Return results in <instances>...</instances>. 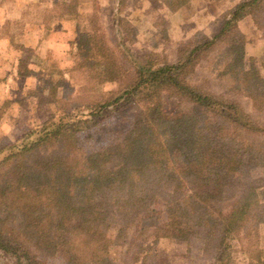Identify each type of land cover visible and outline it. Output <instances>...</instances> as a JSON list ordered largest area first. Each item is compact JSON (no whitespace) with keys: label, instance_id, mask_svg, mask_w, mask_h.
Listing matches in <instances>:
<instances>
[{"label":"rangeland","instance_id":"rangeland-1","mask_svg":"<svg viewBox=\"0 0 264 264\" xmlns=\"http://www.w3.org/2000/svg\"><path fill=\"white\" fill-rule=\"evenodd\" d=\"M127 1L124 7L118 6V11L115 10L114 22L107 30L103 28L97 15L82 17L80 24L82 34L78 41L79 45L84 34L93 35L94 50H91V53L94 58L97 47L103 42L105 49L111 50L122 67L123 79L120 82L104 84L99 82L96 76L98 67L96 68L94 61H84L82 57L84 52L80 53L78 47L76 57H72V64L69 59L55 66L50 64L52 69L48 68L44 73L39 72V82L35 81L36 87L24 89L25 93H21L16 102L14 97L17 95L5 101L0 98V150L10 147L20 149L28 145L27 143H32L42 133L33 139L31 133L38 129L42 130L43 124L48 121L50 122L47 125L60 122L59 124L66 126L63 136L57 140H48L43 145L39 144L35 147L37 149L25 153L22 157H13L8 161V158L18 151L0 153V160L5 158L2 164L7 162L1 166L5 167L10 163L0 171L1 188L7 185L16 187L21 178H25L20 183L22 186L29 185L34 188L43 185L45 179L39 177V174L54 165L49 173L53 180L71 181L73 174L86 178L91 176L92 179L87 183L88 192L92 196L98 195L99 175L119 165L117 160H107L99 154L109 143L108 146L121 142L122 138L119 139L121 133L127 132L138 112L136 105L119 107L107 106V103L111 97L120 95L123 88L132 81L134 71L141 65L148 66L147 62L158 68L190 60L191 62L187 64L186 81L193 88L199 87L218 96L225 95L227 99L237 100L244 112L250 116L249 121L264 128V103L254 106L249 98L236 96L235 91L227 92L231 87L230 82L227 78H218L225 67L224 59L219 53L223 51V46L198 50L207 39L212 40L220 33L230 18L227 14L243 0H225L219 3L220 9H225L230 3L233 6L220 16L217 33L214 36L209 38L202 33H196L188 40L180 42L178 46L172 44L168 24L160 17L155 22L158 33L151 39L146 37L145 42L138 41V36L142 32V37L147 33L146 30L152 20L149 16L142 15L134 17L132 21L126 19L124 12ZM168 1H172L175 11L192 8V0ZM204 6H206L204 0H196L195 9ZM209 9L211 10L210 6ZM243 20L246 32L239 28L238 30L246 39V63L256 64L263 73L264 53L254 56L247 49L248 44H251L252 48L256 47L259 41L264 42V30L256 25L251 16ZM64 70L68 71L67 77ZM15 90L16 85L13 91ZM13 91L11 93H14ZM140 99L142 98L136 100ZM140 104L144 106L142 102ZM185 109L191 110L192 105L186 104ZM94 111L96 117L91 114ZM81 120L90 122L82 123L84 124L82 128L72 126ZM50 127L52 126H48ZM76 138L79 141H75ZM86 157L90 160L86 161ZM245 162L251 170L249 175L251 179L243 180L240 184L251 183L258 187L256 192L248 197L249 204L245 208L252 216L260 215L261 219H264V170L261 169L260 160L258 161L256 157L251 159L247 157ZM177 167L183 168V163L174 166L170 161H163L160 166L150 169L142 178H136L130 183L122 195L127 201L122 214L119 215L122 210H118L111 218L113 226L109 228L108 238L112 240V247L109 255L102 258L73 260V264H264V223L259 224L257 220H252V217L242 228L234 229L223 244L218 242L221 228L216 227H196L197 230L189 234L178 233L177 238L164 236L162 231L158 232V229L168 221L169 207L178 209L180 205L182 209L184 207L190 210L194 205V202L188 199L191 192L185 194V190H181L179 182L182 181L176 174V171H179ZM242 191L231 188L227 195H221L218 207L229 212L235 201L239 200L238 197L242 196L236 195L232 198V194H240ZM64 219L73 227L85 229L91 226V221L82 215L65 214ZM0 223L3 230L7 231V239L11 243L7 244V249L0 248V264H28L26 256L28 252L34 253L36 236L33 230L22 226L20 209L12 207L5 213ZM120 229L123 231L120 232ZM187 231L188 229L184 230ZM182 235L185 239L180 240ZM34 254L36 257L31 258L33 264H66L63 251L55 257L46 256L36 249Z\"/></svg>","mask_w":264,"mask_h":264},{"label":"trees","instance_id":"trees-1","mask_svg":"<svg viewBox=\"0 0 264 264\" xmlns=\"http://www.w3.org/2000/svg\"><path fill=\"white\" fill-rule=\"evenodd\" d=\"M125 3L126 0H121L120 6L124 7ZM167 5L175 11L172 1H168ZM227 16L230 18L220 33L212 40L207 39L198 50L222 45L223 51L219 53L225 67L218 78H227L230 82L231 87L227 92L235 91L236 96L249 98L254 106H260L264 103V72L256 64L246 63V39L238 30V23L251 16L256 25L264 30V0H243ZM92 36L82 35L78 45L79 52H84V61L95 62L99 82H120L123 79L122 67L111 50L105 49L103 42L97 47L96 58L92 55ZM190 62L186 60L177 65L158 68L147 62L148 66L141 65L134 71L132 81L123 88L120 95L111 97L107 106L136 105L138 112L127 132L121 133V142L108 146L109 143L99 154L107 160H117L119 165L99 175L98 195L92 196L88 192L87 183L92 179L91 176L86 178L73 174L71 181L53 180L49 174L54 167L52 165L39 174V177L45 179L43 185L34 188L22 186L20 183L25 178H21L16 187H0V220L12 207L19 208L22 226L35 232L34 253L36 249L46 256L55 257L63 251L66 264H73V260L108 256L112 247V240L108 238L109 228L113 226L111 218L118 210H122L118 213L122 214L127 204L122 196L126 188L136 178L140 179L150 169L160 166L163 161H170L174 166L183 163V168L177 167L179 171L176 174L182 181L179 182L181 190H185V194L191 192L188 199L194 205L190 210L182 209L180 205L178 209L169 207L168 221L158 229L164 236L177 238L178 233L189 234L196 231V227L210 226L221 228L218 242L223 244L234 229L242 228L250 222L251 217L259 224L264 223L260 215L252 216L245 208L249 204L248 197L258 187L251 183L240 184L243 180L251 179V170L245 162L247 157L258 158L264 170V128L249 121L250 116L237 100L227 99L225 95L218 96L199 87L193 88L186 81L187 64ZM139 97L142 99L136 100ZM186 104L192 105V109L187 111ZM91 114L96 117L95 111ZM82 121L72 126L82 128V123L90 122ZM49 122L43 124L42 130L39 127L37 131L33 130L31 139L40 132L42 135L32 143H27L22 149H2L0 153L18 151L8 158L9 161L13 157L33 152L41 143L43 145L48 140H57L63 136L66 126L60 122L47 125ZM85 160L90 158L86 157ZM3 161L5 158L0 160V171L10 164L2 167L7 163L2 164ZM27 178L31 179L30 176ZM231 188L243 190L240 194L233 193L232 198L242 196L238 197L239 200L235 201L229 212H225L224 208L218 207V201ZM65 214L82 215L91 221V226L85 229L73 227L66 223ZM185 229L188 231L184 232ZM179 239L185 237L182 235ZM7 244L11 243L7 239V231L3 230L0 223V248L7 249ZM34 253L28 252V264H33L31 258L36 257Z\"/></svg>","mask_w":264,"mask_h":264},{"label":"crops","instance_id":"crops-1","mask_svg":"<svg viewBox=\"0 0 264 264\" xmlns=\"http://www.w3.org/2000/svg\"><path fill=\"white\" fill-rule=\"evenodd\" d=\"M224 1L204 0L206 6L195 9L196 0H192L190 10L172 11L167 0H128L124 16L130 21L140 15L151 18L147 33L138 36V41L144 42L158 33L155 22L160 17L168 24L172 44L178 46L196 33L214 36L220 16L233 6L230 3L220 9L219 3ZM120 4V0H0V98L5 101L17 95L16 102L24 89L36 87L39 74L51 68L50 64L55 66L68 59L72 64L82 34V17L97 15L107 30ZM238 28L245 31L244 20ZM257 44L252 48L248 44L247 50L254 56L264 53V42ZM69 71L71 74V67ZM63 72L67 77L68 71Z\"/></svg>","mask_w":264,"mask_h":264}]
</instances>
